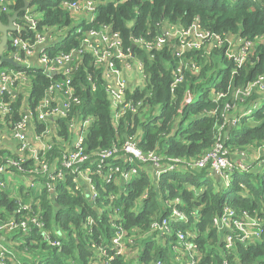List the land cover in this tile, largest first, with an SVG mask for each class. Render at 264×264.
Masks as SVG:
<instances>
[{
    "label": "built area",
    "instance_id": "built-area-1",
    "mask_svg": "<svg viewBox=\"0 0 264 264\" xmlns=\"http://www.w3.org/2000/svg\"><path fill=\"white\" fill-rule=\"evenodd\" d=\"M122 1L116 0L114 3ZM99 3L102 1H59V7L69 13L73 25L76 26L78 44L67 51L54 54H50L48 50L61 41L70 27L47 25L38 27L41 18L36 17L35 11L30 7V0L25 7L17 10V18L12 22L15 30L8 32V40L0 55V58L11 61L9 63L5 60L0 64V119L9 120L12 136L18 141V148L16 156H6L0 161V194L10 190L1 175L11 173V169H16L27 176L26 179H30L25 193L30 190L38 191L44 187L54 193L53 185L63 181L66 174L70 173L73 183L72 188H69L71 193L84 194L95 210L107 213L110 220L119 221L111 223L108 245L90 244L94 255L89 264H111L114 258L119 256L124 260H131V264H136L133 262L138 249L150 241L160 244L161 240L163 247H168L170 253L168 252L167 259H157L151 264H197L203 257V251L195 241L197 231L190 229L191 227L174 230L171 224L188 223L190 217L196 222L201 205L189 208L188 203L180 197H167L163 200V205L160 202L161 209L166 211L165 215L161 216V213L154 215L146 229L138 230L137 236L134 232L126 230L120 222L122 217L114 203L115 190H107V184L119 185V190L126 194L127 183L141 173L147 174L150 183L155 186V182L164 172L209 168L213 174L219 176L224 186L229 188L233 180V171L245 172L254 167L264 169V139L256 144L263 154L248 163L233 160L232 150L225 142L232 128H239L243 120L256 122L255 113L260 109L264 110V102L260 100L261 94H264V71L241 85H233L232 80L229 81L225 91L211 90L210 95L215 102L221 97L229 96L224 103L222 119L216 122L215 141L209 150L198 157H177L167 156L157 149L141 150L137 146L139 133L125 136L120 145L113 142L108 148L89 149L86 139L95 118L85 113L81 95L73 85L75 70L80 64H84L85 58L88 57L90 67L96 72L87 75L91 90L95 89V80L98 77L104 87L111 122L116 126L129 112L138 114L144 120L159 115L158 107L152 112L153 107L148 99L150 94L144 93L137 101L129 97L134 91L143 92L149 83V75L139 52L150 58L151 51H157L164 45L173 56L192 49L202 48L209 54L212 48H222L225 56L232 62L231 75L234 78L249 60V55L254 54L255 47L264 42V35L247 39L233 33L217 34L209 31L201 26L198 19L193 20L188 26H179L177 22L161 19L154 24L156 33L153 39L132 36V44H135V47L131 53V47H123L120 33L110 23L95 21ZM10 4L9 0H0V17L4 13L12 15L15 12H11ZM84 25L89 27L85 28ZM187 68L190 72L197 73L199 67L189 61L172 68L169 84L171 99L175 97V89L183 81ZM35 70L44 73L49 78V84L43 96L32 107L28 95L32 73ZM5 94L8 96L5 97ZM18 94L22 96L21 117L20 120L12 122L10 103ZM188 96L187 98H190L191 94ZM239 106L242 108L241 111L231 116V111ZM60 119H66V128L72 142L69 148L61 149L59 158L50 160L48 154L53 144L47 143L42 148H35L28 138V127L31 122L41 126L42 131L35 140L42 142L51 129L59 128L56 122ZM47 120H51L49 126L45 124ZM159 121L160 119L156 122ZM95 177L104 182L100 188L94 181ZM100 190L105 195L101 196V205L97 208ZM202 190L194 189L193 192L200 194ZM145 192L147 188L143 193ZM143 193L140 200L144 196ZM13 199L17 203V208L7 212L5 219L0 216V233L6 231L14 233L17 237L14 244L26 248L27 246H24L26 238L32 235L34 227L38 229L42 242L60 248V241L51 239L52 231L41 221L39 212H31L28 203L22 202L18 197ZM105 199L108 200L107 203L104 202ZM131 210L136 213L138 203ZM91 218L86 216L88 223L92 222ZM212 227L217 230L218 240L223 246V256L226 257L233 255L236 242L247 244L261 239L264 218H259L255 211L252 215L246 211L238 214L232 207L224 205L221 212L212 217ZM137 237L138 243L135 241ZM29 241V244L34 243L32 239ZM142 243L144 244L141 246ZM13 257L14 253L0 244V264H11L10 259ZM231 261L232 264H242L236 257H231ZM220 264L231 263L225 258Z\"/></svg>",
    "mask_w": 264,
    "mask_h": 264
},
{
    "label": "trees",
    "instance_id": "trees-1",
    "mask_svg": "<svg viewBox=\"0 0 264 264\" xmlns=\"http://www.w3.org/2000/svg\"><path fill=\"white\" fill-rule=\"evenodd\" d=\"M59 1L30 0V4L36 5L37 10L42 13L38 27H70L61 41L48 50L50 54L67 51L78 44L76 26L73 25L69 13L59 7ZM101 1L97 6L95 21L110 23L120 33L124 48L131 47L132 36L153 39L156 33L154 24L161 19L177 22L179 26H188L198 19L201 26L209 31L217 34L233 33L247 39L264 35V0H123L118 3H114L116 0ZM22 5V0H15L10 4L11 12L19 10ZM9 15L11 14H2L0 21L6 23ZM139 55L144 60L149 83L143 92L134 91L129 97L137 101L144 93L150 94L148 99L153 107L152 112L156 111V107L159 112V115L152 119L144 120L138 114L129 112L119 124L113 125L104 87L98 77L95 80V89L91 90L87 75L96 72L90 67L88 57L85 58V63L75 70L73 85L81 95L85 113L95 118L86 139L89 149L108 148L113 142L120 145L125 136L134 133L137 135V131H140L137 146L141 150L157 149L167 156L198 157L209 150L215 141L216 122L221 121L224 103L229 99V96L221 97L215 102L210 95L211 90L225 91L229 81L232 80L233 85H241L264 71V42L255 47L254 54L249 55V60L234 78L231 75V60L225 56L223 49L218 47L212 48L209 54L201 48L173 56L164 45L157 51H151L150 58L142 52H139ZM189 61L199 67L198 71L192 73L188 68L185 70L183 81L177 86L175 97L171 99L169 84L172 68ZM32 75L28 99L34 107L43 96L49 78L38 70ZM189 93L191 97L187 98ZM7 96L5 94V97ZM21 99L22 96L18 94L10 103L12 122L20 120ZM158 119L160 121L157 123ZM254 120L256 122H253V126L243 120L239 128L230 130L229 138L225 142L231 150H242L246 145H256L264 139V110H258ZM57 124L59 135L66 138V119H60ZM58 150L55 148L54 152L50 151L48 158H59L61 150ZM232 176L231 185L227 188L220 180L213 178L209 168L184 172L167 171L162 173L155 186H152L149 176L141 173L127 183L126 194L119 190V185L107 184V190H115L114 203L122 217L120 222L126 230L134 232L137 236L138 230L146 229L154 215H165L166 211L161 209L163 200L176 196L187 202L189 208L201 205L196 222L190 217L188 223L171 224L174 230L191 227L190 229L197 231L195 241L203 251V257L197 264H220L225 258L232 264L231 257H236L242 264H264V228L261 239L247 244L236 242L233 255L224 257L217 230L212 227V217L219 214L224 205L232 207L238 214L246 211L252 215L255 211L259 218H264V169L233 171ZM94 181L98 188L104 183L99 177H95ZM53 186L54 193L44 187L39 189L41 191L30 190L25 196H31L30 211L39 212L47 229L52 231L54 228L60 233L58 237L52 235L51 239L59 240L61 247L46 245L40 240L41 235L34 227L24 246L30 247L29 249L38 255L48 246L49 251L46 252L44 263L89 264L94 255L90 244L108 245L111 223L119 221L110 220L107 213L95 210L84 194L71 193L69 188L73 186L72 174L67 173L63 181ZM190 186L203 190L200 194H195L189 189ZM146 188L147 192L143 193ZM142 193L144 196L140 200ZM100 194L97 208L101 205V196L105 195L102 190ZM104 202L107 203L108 200L105 199ZM136 203L138 210L134 213L131 208ZM0 204L5 208V211L0 212L4 219L7 212L17 208L15 199L9 198L6 193L0 194ZM86 216L92 217L91 223L87 222ZM30 239L34 240V243L29 244ZM138 240V237L135 238L136 243ZM167 251L158 242L150 241L138 249L133 263L151 264L157 259L165 260L168 257ZM131 263V260H124L119 256L115 257L111 264Z\"/></svg>",
    "mask_w": 264,
    "mask_h": 264
},
{
    "label": "crops",
    "instance_id": "crops-1",
    "mask_svg": "<svg viewBox=\"0 0 264 264\" xmlns=\"http://www.w3.org/2000/svg\"><path fill=\"white\" fill-rule=\"evenodd\" d=\"M9 1L11 3L15 2V0H9ZM27 1L28 0H22L23 5L21 7H25ZM260 100L264 102V94H261ZM241 109L242 108L240 106L233 109L230 115L232 116L238 114L241 111ZM54 122H56V120ZM50 123L51 120L45 121V124H47V126H49ZM245 123L251 124V126H253V123L250 121H247ZM40 131H42V128L38 123H34V122L29 123L28 138L30 141H32V144L35 148H42L47 143L53 144L52 148L50 149V151L53 152L55 151V148L61 150L70 147L72 141L68 131H67V137L65 138L59 135V128L57 130L51 129L47 137L44 139V141L39 142L36 141L35 138L37 135H39ZM137 133H140V131H137ZM17 148H18V141L12 136L9 120L0 119V161L6 156H11V155L16 156ZM240 151L242 152L241 155L239 154ZM50 154L51 153L49 152L48 156H50ZM262 154L263 152L259 150L256 147V145L251 144V145H246L242 150H237V149L232 150L231 158L235 161L240 160L248 163L249 161L258 159V157H260ZM256 168L257 167H254L253 169ZM1 177L3 178V181L7 183V185L10 188L9 192L4 191V193H6L9 198L11 197V199H13L15 197H18L22 202H27L28 205L30 204L29 202L32 200V198L30 195H27L28 196L27 198L25 196L26 193L24 192V190L27 189L28 182L30 181L29 178L26 179L27 176L18 172L16 169H11V173H5L1 175ZM213 178L215 179L214 174H213ZM189 189L193 192V190L196 188L190 186ZM3 211H5V208L2 206V204H0V212ZM57 234L58 232L55 231V229L53 228L52 235H57ZM16 238L17 237L14 234L11 235V232L8 231L0 233V244L14 253V257L10 259L11 264H17L18 262L20 263L22 262L24 264H48V263H44L46 261V252L44 250H41V253H39L38 255V253L31 251V249H29L30 247L24 248L23 246L15 245L14 241L16 240ZM160 245L163 247V240H161ZM164 248L168 250L167 251V255H168V252L170 253L169 248L168 247H164ZM32 252L34 253L35 258L33 260H30L29 255Z\"/></svg>",
    "mask_w": 264,
    "mask_h": 264
},
{
    "label": "water",
    "instance_id": "water-1",
    "mask_svg": "<svg viewBox=\"0 0 264 264\" xmlns=\"http://www.w3.org/2000/svg\"><path fill=\"white\" fill-rule=\"evenodd\" d=\"M17 14H18V11H15L7 20V23L4 24L0 21V33H1V36H0V55L2 54L4 48H5V45H6V42L8 40V32L9 31H14L15 30V27L13 26L12 22L17 18ZM135 47V44H132L131 45V53H133V49ZM6 62H9L11 63V61L9 59H3V58H0V64L5 61ZM214 173V172H213ZM214 177L216 180H219V176L217 174H214Z\"/></svg>",
    "mask_w": 264,
    "mask_h": 264
},
{
    "label": "rangeland",
    "instance_id": "rangeland-1",
    "mask_svg": "<svg viewBox=\"0 0 264 264\" xmlns=\"http://www.w3.org/2000/svg\"><path fill=\"white\" fill-rule=\"evenodd\" d=\"M34 11H35V15H36V17L37 18H41L42 17V14L37 10V7H36V5H31L30 6ZM19 88V87H18ZM22 90H25V88H21ZM14 233H11V235H13ZM144 243H142L141 244V246L143 245ZM44 251L45 252H47V251H49V247L47 246V247H45L44 248ZM29 255V254H28ZM35 258V256H34V253L32 252L30 255H29V259L30 260H33Z\"/></svg>",
    "mask_w": 264,
    "mask_h": 264
}]
</instances>
